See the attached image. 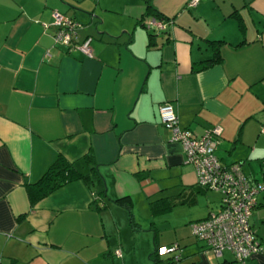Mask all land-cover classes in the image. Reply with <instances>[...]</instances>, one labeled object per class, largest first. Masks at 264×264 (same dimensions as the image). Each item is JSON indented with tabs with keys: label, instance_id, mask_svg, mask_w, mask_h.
Listing matches in <instances>:
<instances>
[{
	"label": "crops",
	"instance_id": "0c3cea01",
	"mask_svg": "<svg viewBox=\"0 0 264 264\" xmlns=\"http://www.w3.org/2000/svg\"><path fill=\"white\" fill-rule=\"evenodd\" d=\"M188 1L0 0V264H236L191 232L222 195L197 184L159 106L195 135L219 125V161L264 176V0ZM54 12L79 24L70 46ZM59 156L81 177L31 203L26 184ZM249 223L264 244V217ZM173 243L178 261L156 253Z\"/></svg>",
	"mask_w": 264,
	"mask_h": 264
},
{
	"label": "built area",
	"instance_id": "2783aa9c",
	"mask_svg": "<svg viewBox=\"0 0 264 264\" xmlns=\"http://www.w3.org/2000/svg\"><path fill=\"white\" fill-rule=\"evenodd\" d=\"M199 0H189L187 6H195ZM56 27L53 40L56 44L70 46L79 26L78 22L62 13H53ZM151 26L164 29L165 23L153 19ZM90 39L75 46L84 54H90ZM162 124L172 133V140L179 142L185 153V160L195 170L197 184L222 195L220 208L207 218L191 223V232L214 252L221 256L230 251L235 261L244 264L257 253L264 252V244L254 233L249 217L257 204V197L264 193V181L252 183L244 174L241 163L225 165L219 161L215 151L220 142L222 128L215 125L202 135H195L188 129H181L173 106L165 102L159 106ZM264 132V126H262ZM264 168V159L261 161ZM177 243L158 246V255H171L173 261L180 259Z\"/></svg>",
	"mask_w": 264,
	"mask_h": 264
},
{
	"label": "trees",
	"instance_id": "16d2710c",
	"mask_svg": "<svg viewBox=\"0 0 264 264\" xmlns=\"http://www.w3.org/2000/svg\"><path fill=\"white\" fill-rule=\"evenodd\" d=\"M146 14H152L154 17L161 19L160 21L162 22L166 20V18L161 17L160 14L155 12V10L150 6L146 8ZM218 60L219 57L215 56L214 58L206 60L202 66L205 67L211 65ZM80 177L81 174L76 170L73 163L68 162L62 156H59L39 180L34 183L26 184L30 202L34 204V202L48 195L56 188Z\"/></svg>",
	"mask_w": 264,
	"mask_h": 264
},
{
	"label": "rangeland",
	"instance_id": "374dc122",
	"mask_svg": "<svg viewBox=\"0 0 264 264\" xmlns=\"http://www.w3.org/2000/svg\"><path fill=\"white\" fill-rule=\"evenodd\" d=\"M257 170V174H256V178H258L259 180H253V182L252 183H255V182H257V181H264V178H262V177H264V176H262V172H261V170H260V167L258 166L257 168H256ZM245 170V169H244ZM250 176V178L251 179H253L254 177H253V175H249ZM249 179V178H248ZM251 181V180H250ZM260 195V194H259ZM258 195V196H259ZM206 196L207 197H209V196H212L213 198L215 197V198H220V196H221V194L220 193H217V192H214V191H212V190H206ZM260 197H261V195H260ZM260 197H259V199H260ZM258 209H264V206H262V207H260V208H258ZM179 210H178V208H176V213H179V217L182 215L181 214V212H178ZM177 217V216H176ZM261 217H264V213H257V209H255L254 211H252V213H251V215H250V217H249V219H251V222H253L254 220H255V226H257L258 227V223H260L261 222ZM176 219H178V217L176 218ZM179 219H181V218H179ZM254 230V229H253ZM255 232V231H254ZM224 254L227 256V257H230L231 255L232 256H234L233 255V253L232 252H227V251H224ZM165 255H167V254H164V255H160V256H165ZM234 259H235V257H233ZM234 263H236V264H241L240 262H238V261H235Z\"/></svg>",
	"mask_w": 264,
	"mask_h": 264
}]
</instances>
